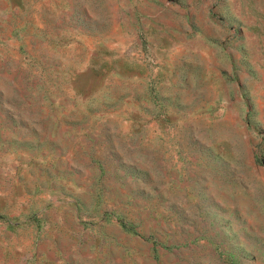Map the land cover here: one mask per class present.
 Returning a JSON list of instances; mask_svg holds the SVG:
<instances>
[{"label":"rangeland","instance_id":"rangeland-1","mask_svg":"<svg viewBox=\"0 0 264 264\" xmlns=\"http://www.w3.org/2000/svg\"><path fill=\"white\" fill-rule=\"evenodd\" d=\"M0 264H264V0H0Z\"/></svg>","mask_w":264,"mask_h":264},{"label":"trees","instance_id":"trees-1","mask_svg":"<svg viewBox=\"0 0 264 264\" xmlns=\"http://www.w3.org/2000/svg\"><path fill=\"white\" fill-rule=\"evenodd\" d=\"M122 224L124 227H126L128 229H132V226L130 224H128L126 221H122Z\"/></svg>","mask_w":264,"mask_h":264}]
</instances>
